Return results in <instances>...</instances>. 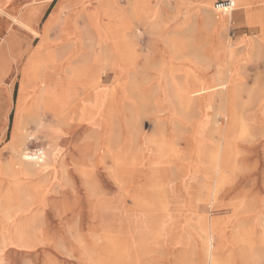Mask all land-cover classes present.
<instances>
[{"label": "rangeland", "instance_id": "rangeland-1", "mask_svg": "<svg viewBox=\"0 0 264 264\" xmlns=\"http://www.w3.org/2000/svg\"><path fill=\"white\" fill-rule=\"evenodd\" d=\"M9 1L0 0V10H4ZM106 1L123 12L117 20L113 17L112 27L124 25L143 32L147 28L171 30L175 26L182 27L183 23L211 26L202 25L194 34L203 38V46L212 50L214 55L218 53L219 62L224 59L225 49L232 55L229 57L234 78L233 104L238 122L236 161L226 164L222 182L216 187L217 176L208 170L204 156L217 142L225 140L223 137L221 140L212 138V125L204 127L201 122L207 108L208 113L222 116L217 118V122L221 124V133H224L227 89L222 88L211 95L209 92L205 96L204 87L201 89L196 85L188 104L193 114L185 119L189 123L195 121L197 128L187 130L185 134L190 137L191 154L188 157L192 167L197 169L192 168L187 178L179 171L170 170L174 181L169 185L170 191L165 193L169 200L156 210L146 214L139 208L132 209L119 201V193L103 177L102 193H93L84 187V181L76 172L80 167L79 147L83 135L76 133L71 117L66 121H55L49 115H28L29 97L23 100L22 107L18 104L20 77L17 76L13 92L18 103L12 108L5 133L0 136V264H206L204 259L209 253L214 254L216 264H264V99H260L264 92V61L263 64L259 61L261 50H250L247 45V42L258 39L260 32L255 27L241 26L245 15L238 9L225 16V23L219 26L223 16L216 18L215 0ZM71 2V18L60 23L55 36L45 37L48 45L43 51L57 59L59 51L67 52L70 48L79 61H90L94 55L93 50L87 47L88 42L77 48L73 36L92 29L89 15L100 16V21L104 19L105 23L109 19L105 18L106 11L100 7L102 0ZM205 2L209 19L201 16ZM83 4L87 7L86 13L81 12ZM139 4L142 5L140 9ZM258 7L253 5L252 10ZM260 18L262 15L258 18L252 15L249 20L260 26V37L264 40V23ZM174 35L180 37L179 34ZM147 36L143 34L137 38V49H142V56L147 54ZM40 39L33 35V44ZM163 53L164 59L155 61L157 68L167 61L169 55L175 54L170 50ZM42 54L35 63L37 69L44 62ZM30 55H23L15 64L16 72L23 68ZM175 55L188 57L189 52L180 51ZM144 59L138 63L137 73H143ZM113 60L112 55L108 59L101 57L96 63L105 71L112 66ZM215 72L214 69L201 74L197 80L202 84ZM108 76L102 83L104 98L113 85L124 80L126 74L108 71ZM168 105L174 107L172 101ZM18 112L21 113L20 140L14 137V121ZM173 112L178 118L183 117L181 110L175 107ZM143 130L147 131L148 126L144 125ZM13 145H19L22 153L37 159L26 165L19 163L11 154ZM178 149L186 154L188 145L182 143ZM202 167H205L204 174V170L200 171ZM215 191L217 196H214ZM205 217L215 224L217 232L214 234L210 233L209 226H206V236L199 229L197 221ZM238 235L242 239L239 243L236 240ZM154 239L157 241L152 250L156 252L149 259L137 258L144 249V241L152 244ZM110 240L112 242H108ZM121 240L126 244L125 252L118 250Z\"/></svg>", "mask_w": 264, "mask_h": 264}, {"label": "bare ground", "instance_id": "bare-ground-1", "mask_svg": "<svg viewBox=\"0 0 264 264\" xmlns=\"http://www.w3.org/2000/svg\"><path fill=\"white\" fill-rule=\"evenodd\" d=\"M245 4V1L239 0L235 4V9ZM100 5L101 9L106 11L104 16L109 19V22L105 23L104 19L100 21V16L89 15L88 19L92 22V29L73 36V43L77 48H81L83 42H88L87 47L93 50V58L90 61H79L69 48L67 52L59 51L57 59L52 54L44 53V62L37 69L35 63L39 60L40 53L32 54L22 71L19 105L22 107L23 100L29 97L28 115L37 114L38 117L49 115L55 121H66L71 117L76 133L81 132L83 135L79 147L80 167L76 172L78 177L84 181V187L90 188L93 193L101 192L100 189L104 187L101 179L103 177L107 183L111 184L112 189L119 193V201L123 205L130 206L132 209L139 208L141 212L147 214L169 200V196L165 193L174 181V177L169 174L170 170L179 171L187 178L192 168L197 169L192 167L190 156L188 157V154H191L190 137L185 134L187 130L197 128L195 121L192 120L189 123L185 119L193 114L188 105L192 89L196 85L201 89L204 87V95L207 96L209 92L211 95L225 88L227 89V109L226 115L223 116L226 122L224 133H221V124L217 122V118L222 116L208 113L205 107L206 113L201 122L204 123L202 125L204 127L212 125V138L221 140L223 137L225 140L222 143L217 142L213 150L204 156L208 170L217 176V187L224 177L223 171L226 164L236 161L235 145L238 136V122L233 104L234 78L230 60L232 55L225 51L228 49H225L222 56L224 59L219 62L218 53L214 55L212 50L203 46V38L201 39L200 35L194 32L200 30L202 25L207 28L211 27L206 23L200 26H188L183 23L182 27L175 26L171 30L154 31L152 28H147L141 32L130 26L112 27L111 21L117 20L123 12L106 0H102ZM203 5L201 16L209 19L206 10L207 2ZM141 6L139 4L138 8L140 9ZM134 9L136 10L135 7ZM86 10L87 7L83 4L81 12L86 13ZM229 14L231 13L223 16ZM253 15L256 18L262 15L260 19L264 23V12H253ZM226 19L227 17H223L218 25L222 26ZM143 34L148 35L149 38L147 48H145L147 54L144 56L141 53L142 49H137V38H141ZM174 34H179L180 37ZM151 36L159 39L152 40ZM165 50H170L175 54L186 51L191 57L181 58L183 55L179 57L175 54L169 55L167 61L157 68L155 61L158 58L164 59ZM112 55L114 60L109 69L103 71V67H98L99 64L96 61L101 57L108 59ZM74 57L75 62H73ZM143 58L146 60L144 59L145 63L142 66L143 73L140 74V72L137 73V66ZM214 69L216 72L200 84L197 77L210 73ZM108 71L122 72L126 76L120 84L113 85L107 97L104 98L102 83L109 78ZM154 88L156 91L153 92ZM261 98H264V92ZM170 101L174 103L175 108L181 110L182 118L175 115L174 107L166 106ZM20 121L21 113L18 112L14 121L16 127L14 137L19 140L21 139ZM144 125L148 126L147 131L143 130ZM182 143L188 145L186 154L179 152L178 148ZM13 146L11 154L19 163L26 165L37 159L22 153L19 145ZM204 168L202 167L200 171ZM204 172L205 170L203 174ZM214 194L217 196L218 193L215 191ZM191 195L189 194V197L193 198ZM197 225L205 236L206 226H209L210 233L217 232L215 224L209 222L206 217L200 218ZM236 240L239 243L242 239L238 235ZM156 241L154 239L152 244L144 241V249L137 258L143 256V259L146 257L149 259L156 252L155 249L152 250ZM120 243L118 250L125 252L126 244L123 240ZM204 261L206 264H216L213 253H209Z\"/></svg>", "mask_w": 264, "mask_h": 264}, {"label": "crops", "instance_id": "crops-1", "mask_svg": "<svg viewBox=\"0 0 264 264\" xmlns=\"http://www.w3.org/2000/svg\"><path fill=\"white\" fill-rule=\"evenodd\" d=\"M241 1L246 3L243 7L238 8L241 14L245 15L241 26L255 27L260 32L258 39L247 42L248 48L254 51L261 50L259 61L263 64L264 42L260 38L262 35L261 28L259 25L252 24L249 17H252L253 12L261 11L264 8V0ZM216 2L217 0L214 4ZM3 5L4 1L1 2V6ZM253 5L259 7L252 10ZM63 10L64 14L62 13ZM71 12V0H10L5 5L4 10H0V136L5 133L13 111L12 108L18 103L15 92H13L14 80L17 76L20 77V86L23 68L29 62L31 55L36 52L41 55L43 52L42 57H44L45 51L43 50L48 45L45 37L55 36L60 23L68 22L71 18ZM214 14L217 19L223 16ZM33 35L34 38L37 36L41 38L40 41L37 40L33 44ZM239 39L241 40V37ZM27 54H31L30 57L25 61L23 68L16 72L14 70L15 64L22 59L23 55Z\"/></svg>", "mask_w": 264, "mask_h": 264}, {"label": "built area", "instance_id": "built-area-1", "mask_svg": "<svg viewBox=\"0 0 264 264\" xmlns=\"http://www.w3.org/2000/svg\"><path fill=\"white\" fill-rule=\"evenodd\" d=\"M236 2L237 0H217L213 9L216 14L225 15L234 11Z\"/></svg>", "mask_w": 264, "mask_h": 264}]
</instances>
